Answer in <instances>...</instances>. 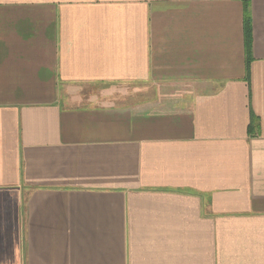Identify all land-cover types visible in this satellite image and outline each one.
Returning a JSON list of instances; mask_svg holds the SVG:
<instances>
[{
    "label": "crops",
    "instance_id": "obj_1",
    "mask_svg": "<svg viewBox=\"0 0 264 264\" xmlns=\"http://www.w3.org/2000/svg\"><path fill=\"white\" fill-rule=\"evenodd\" d=\"M0 264H264V0H0Z\"/></svg>",
    "mask_w": 264,
    "mask_h": 264
},
{
    "label": "trees",
    "instance_id": "obj_2",
    "mask_svg": "<svg viewBox=\"0 0 264 264\" xmlns=\"http://www.w3.org/2000/svg\"><path fill=\"white\" fill-rule=\"evenodd\" d=\"M247 9V6H246ZM249 14L248 12L245 13V17H244V23H245V45H246V53H249V49H250V37H249V32H250V28H249Z\"/></svg>",
    "mask_w": 264,
    "mask_h": 264
}]
</instances>
